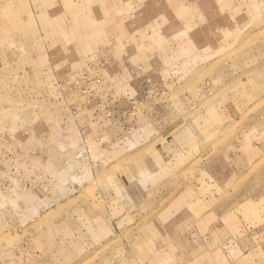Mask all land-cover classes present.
<instances>
[{
  "label": "rangeland",
  "instance_id": "1",
  "mask_svg": "<svg viewBox=\"0 0 264 264\" xmlns=\"http://www.w3.org/2000/svg\"><path fill=\"white\" fill-rule=\"evenodd\" d=\"M138 36L145 47L122 52ZM102 59L112 100L157 83L109 152L94 139L119 125L63 86ZM81 150L114 163L93 170ZM184 191L212 242L201 264H225L216 244L244 225L264 259V0H0V264H185L183 245L138 237L146 210ZM171 223L163 240L184 229Z\"/></svg>",
  "mask_w": 264,
  "mask_h": 264
},
{
  "label": "crops",
  "instance_id": "2",
  "mask_svg": "<svg viewBox=\"0 0 264 264\" xmlns=\"http://www.w3.org/2000/svg\"><path fill=\"white\" fill-rule=\"evenodd\" d=\"M144 34H145L146 39H148L152 36L151 30H145ZM139 39L140 38L138 36V39H136L137 43H135L136 45H132V44L130 45L129 42H125L126 49L124 47L122 52L131 53L134 51V53H138L140 51L139 50L140 48L145 47V44L141 41V39L140 40ZM150 44H151V42H150ZM103 50L106 51L108 54L109 53L112 54V52H113V49H111L110 47L104 46ZM93 55H94V57L99 56V55L105 56V54H103L101 52H96V53L94 52L91 54V57ZM86 60H87V58L85 59V61ZM127 62L129 63V61H127ZM129 64H131V63H129ZM132 66H134V65H132ZM134 67H136V66H134ZM138 67H140V66H138ZM140 68H142V67H140ZM125 70L126 69L120 70V72L123 73ZM141 79H143V78H141ZM143 80H146V79L144 78ZM138 83H139V86L137 88L139 90L138 94H136L135 96H132L129 94V92H127L121 98L113 97V100L124 103V102H126V100L131 99V98L134 100H137V101L140 97L141 98H148V96H146V93L149 92V90L152 86H155L157 84L156 81L150 82L148 80L146 82L141 81ZM96 122L99 123V121H96ZM92 124H96V123L92 122ZM117 125H119V126H117ZM114 126H117V127H115L114 129H109V132H106V134L104 136V137L107 136V139H109V141H105L107 143V145L102 147V149L107 151V152L114 149V146H116V145L119 148L118 144H121V142H123L122 140L124 139L123 137H122L123 139H121V136L118 135V137L115 138V143H114L113 134L115 133V130H117L118 128H119V130L121 129L120 123H115ZM103 133H104V131H103ZM122 134H123V132L121 133V135ZM116 139H119V140H116ZM90 158H91L92 163L94 164V166H91V167H93V168H91L93 170L97 166V164H98V166H101L103 164L112 165V162L114 163V161L111 158H109L108 156L102 157V158H94V157L92 158V156L90 155ZM73 178H75V180H77V181H80V179H81L79 177V175H75V176H73ZM72 183L75 184V181L72 180ZM74 186H76V185H74ZM75 189H80V187L76 186ZM181 196H184V206L181 208V210H177L178 207H175V206L182 204ZM188 201H189V198L186 195L185 191L181 194L176 192L175 194H171L170 197H168L166 204L160 205L158 207L155 206L153 208L147 209L146 213L148 214V219L151 218V215H152V219H153L152 224L150 227H148V225L143 226V229H142L143 234H141V236L138 235V237H144L145 241L147 240V241H149V243H151L153 245H156L158 247H162V249L164 251L167 249L168 253H169L168 246H170L169 244L173 243V246L175 244L183 245L184 250L186 251V253H184V255H183V261L185 264H192L193 262L200 263V264L203 262L207 263L208 257L210 256V254H209L210 250H209L208 245L212 244V242L206 241L205 236H202L201 234H199L198 230H196L197 228L196 229L194 228L195 224L192 225L191 219L193 217L191 216V210L187 206ZM181 213L183 215H182L181 221H179L178 219H179V216ZM214 213L216 215L215 216L216 224L218 222L221 223V221H223L222 219L224 218L223 210L216 209L214 211ZM189 215H190V217H189ZM200 215H201L200 216L201 221L205 220L207 222V219L211 218L210 217L211 213H208L207 210L201 211ZM176 220H177V223L180 222L183 224L184 229L175 231V227H172V229L174 230L173 235H171L170 233H167V234H163V236L167 238L166 240H163V237L160 238V229H164V228H167V226H171L172 225L171 222H173V221L175 222ZM225 227L226 226L222 225L219 228H217V231H220L218 229H224ZM134 228H137V226H135ZM249 228H251V226H245V225L241 226L240 232L238 233V235L230 236V237L226 238L222 243L216 244L217 248L222 250L218 253V255L222 254L220 256H221V258H223L222 260L218 259V262L220 260L223 262V260H224L226 262L225 264H243V263H245V264H261V262L263 261V264H264V259L262 260V259L258 258V249H257L256 243L255 244L251 243V242L255 241L256 236H254L251 233ZM154 236H157V237L155 238ZM193 237L196 239V241H194V240L192 241ZM170 239H171V241H170ZM224 248H227L228 251L225 252ZM174 250H175V248H174ZM260 260H262V261H260Z\"/></svg>",
  "mask_w": 264,
  "mask_h": 264
},
{
  "label": "built area",
  "instance_id": "3",
  "mask_svg": "<svg viewBox=\"0 0 264 264\" xmlns=\"http://www.w3.org/2000/svg\"><path fill=\"white\" fill-rule=\"evenodd\" d=\"M107 64L108 61L105 59L90 62L87 66L83 67L84 69L79 73L64 79L63 86L70 93V101L74 100L76 97H82L84 108L92 110V114L96 120L102 118L103 121H111V123L115 125V123H122L127 116L135 115L138 111L140 102L146 98L140 97L138 101L132 98L128 99L123 103L125 104V107H120V102L112 100L111 97L106 95L107 93L104 91V88L101 87L103 86L102 78L98 74L100 73L99 69H104ZM121 67L126 69L125 72L129 76L133 75V72L138 70L141 71L140 67H134L127 61H124L121 64ZM152 90L153 86L149 91ZM149 94L150 93L147 92L146 96L149 97ZM74 107L71 112L73 115H76L78 113V109ZM102 120L98 121L102 122ZM101 131L102 128H99V132ZM94 140L99 145H107V143L103 140L102 135H98ZM75 158L80 160L85 165L94 166L91 158L86 154L85 150L77 152ZM224 251L227 252V248H224Z\"/></svg>",
  "mask_w": 264,
  "mask_h": 264
}]
</instances>
